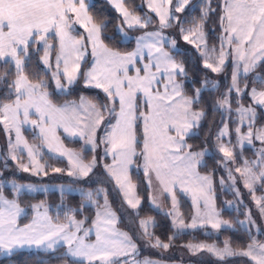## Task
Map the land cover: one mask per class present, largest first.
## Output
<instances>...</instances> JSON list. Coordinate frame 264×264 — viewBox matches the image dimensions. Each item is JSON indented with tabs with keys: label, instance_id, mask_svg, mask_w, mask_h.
I'll return each mask as SVG.
<instances>
[{
	"label": "snow or ice",
	"instance_id": "6c2138e0",
	"mask_svg": "<svg viewBox=\"0 0 264 264\" xmlns=\"http://www.w3.org/2000/svg\"><path fill=\"white\" fill-rule=\"evenodd\" d=\"M188 2L189 0H178L175 12L184 11ZM167 3L171 4L172 0H167ZM152 10L159 16L161 29L171 27L172 21H175L180 33L185 32V29L180 27V20L167 10L161 11L159 8H152ZM223 11L221 24L223 26L224 22H227V27L224 28L227 33V43L235 44L234 50L239 60L244 62L243 71L247 74L255 68L258 61H264V0H224ZM70 14L75 15V23H80L82 27H85L87 37L77 38L72 35L74 28ZM123 14L129 28L133 27V21L141 27H147L150 23V20L141 22L138 17L129 19L127 11ZM88 24L91 27H88ZM187 31L190 34L193 33L192 29ZM100 32L101 25L92 23V18L86 10L85 0H0V60L11 58L15 62L17 73V78L8 86L10 90L14 89L15 99L11 103L0 105L4 120L11 123L16 130L17 142L14 145L9 141L10 150L18 148L21 142L19 125L29 123V117L33 113L38 119L32 120L31 123L40 129L41 138L49 142L50 147L51 142L58 139L55 135L56 127L63 126L66 132H71L80 123L79 119L76 124L72 123L73 117L68 115V105L58 107L49 99L48 93L42 91L46 87L44 81L32 83L23 74L22 54L27 55L31 43L42 42L44 47L42 62L49 65V51L53 45L48 43V39L49 33H54L59 40V55L56 57V72L53 73V78L56 79L57 86L61 87L60 75L66 77L68 83L71 84L80 74V62L86 54L84 51L86 39L91 44L94 63L87 72L83 73L85 85L101 88L113 105L112 107L101 105L100 109H97L96 105L90 106L95 110L92 133L94 137L96 127L104 121L101 109L107 110L109 114L115 113L116 122L109 125L111 130L106 133L101 142L110 146L105 149V152L106 154L111 152L113 164L107 165L106 168L115 176L121 189L127 186L124 192L127 203L133 209L137 208L140 203L134 197H129L133 186L128 180L129 168L138 156L143 157L145 174L147 175L149 170L154 171L161 184H165L166 181L172 184L177 182L184 184L192 180L199 185L202 193L205 187L210 191L211 176H201L197 172V167L202 163L200 158L205 153L192 151L191 146L187 145L184 139L189 134V129L196 127V121L204 115L202 111L192 110L193 105L199 103L201 89H194L191 97L184 93L183 85L177 82V78L187 77L188 73L182 62H177L169 52L163 50L167 38L160 31L147 33L146 36L137 38L136 51L122 55L103 45L100 41ZM146 38H153L154 43L145 44ZM183 39L194 43V40L189 39V35H183ZM171 45L175 49L174 39L171 40ZM144 47H148L149 62L144 64L143 69L136 68V74L130 76L128 66L134 65L138 57L143 58ZM212 51L216 50L212 49ZM225 57L222 38L218 64L214 66L213 63H209L207 54H204L203 66L213 73H219L225 64ZM61 62H63L62 73L60 71ZM5 76H0V79H4ZM161 77L163 81H166L163 83V90L159 87L162 84ZM231 79V86L224 98L217 101L218 106H227V110L231 111L230 97L234 91L240 95H249L252 104L245 107L238 100L236 111L240 116L241 124L245 118L250 124L254 123L256 118L254 106L264 107V79L259 80V89L252 87L250 92L247 84L244 85V89L239 87L237 72H233ZM256 82L253 81L254 84ZM209 83L212 88L216 87V82H210L207 79L203 81L202 87H206ZM117 104L118 112L115 107ZM76 107L73 106V112L76 111ZM79 107H84L83 101ZM142 107L146 111H141ZM84 110L87 111V109ZM137 121L143 122V146L140 152H137L139 144L136 136ZM84 126L88 127L87 124ZM5 127L7 128L8 125L5 124ZM226 129L227 125L221 130L220 137L226 134ZM235 131L238 134L241 133V127H237ZM79 134L83 136V130ZM254 135L256 139L264 142V128L257 129L254 133L249 127L246 134L239 136V140L241 142L247 140L251 143ZM90 141L94 144L93 138H90ZM25 147H27L26 144ZM220 151L227 158L233 156V153L223 146L220 147ZM28 154L33 155L31 149L28 150ZM261 154L264 155V150ZM67 155L69 163L83 176H87L95 166V158L91 164L86 165L74 153H67ZM11 158L17 159L15 155ZM245 164L247 165L248 162L245 161ZM21 167L23 171H29L27 166L21 165ZM34 167L41 169L39 164H35ZM117 170L123 175V182L120 176H116ZM53 171L61 172L62 169L55 168ZM236 171L241 170L237 168ZM73 174L72 171L68 172L70 176ZM245 174L253 182L260 181L264 184V171L257 174L252 171V168L245 167L242 175ZM229 175L231 176V172ZM25 187L29 191L34 190L31 185L13 184L17 193ZM245 187L253 190L252 183H249L248 179L245 180ZM71 191L68 189L69 193ZM61 192L63 193L64 189H61ZM87 197L91 200L92 193H87ZM203 198L205 205L208 206L209 198L206 195ZM107 205L108 202L105 199L106 208ZM22 212L23 209L16 200L6 199L0 193V253L11 255L14 248L25 245L54 249V245L63 242L66 245V252L61 259L65 260L66 264H73V261H78V264H119V257H127L137 251L133 238L128 233L118 231L112 226L116 222V217L110 210L105 212V219L102 223L100 214H97V221L94 222L95 242L91 243L85 239L91 230H84L83 235H80L83 221H77L74 216H68L67 223H54L47 212L37 213L30 224L21 228L17 226L16 219ZM215 215L214 212L210 213L207 218L212 228L218 229L222 224L227 225V221L214 219ZM140 224L145 226L147 221L141 220ZM180 224L184 227L196 228L197 217L193 216L190 225H184L183 221H180ZM145 234L148 235L146 230ZM155 246L167 249L170 245L161 243L157 238ZM188 247L193 252L206 248L221 259L234 254L227 242L223 249L208 245H188ZM261 249L264 252V246H261ZM240 254L250 256L251 251ZM125 264H128L127 260ZM132 264H154V262L133 260ZM258 264H264V259H260Z\"/></svg>",
	"mask_w": 264,
	"mask_h": 264
},
{
	"label": "trees",
	"instance_id": "16d2710c",
	"mask_svg": "<svg viewBox=\"0 0 264 264\" xmlns=\"http://www.w3.org/2000/svg\"><path fill=\"white\" fill-rule=\"evenodd\" d=\"M224 0H211L208 3L210 12L208 14V20L205 24V32L207 33V46L209 48H218L219 44L222 43V5ZM205 0H193L189 6L185 9L182 14H175L191 19L193 13L200 15L204 8ZM125 7L135 16L147 17L150 16L154 20L155 24H150L142 29L129 30L132 39L128 43L121 41V35L118 32V28L121 25L122 18L115 9L106 0H94L89 5V14L93 22L97 25H101V35L104 43L107 47L114 51L121 53L130 52L135 45V39L145 31H149L152 28L157 27V18L150 13L145 5L144 0H123ZM195 15V16H196ZM185 20V19H184ZM178 31L176 25H172L169 28L162 29V31ZM78 34V33H77ZM80 35V34H78ZM180 35V34H179ZM49 40L54 43L53 53H57V42L52 35ZM221 45V44H220ZM36 44L32 43L28 49L27 56L25 58V65L23 68V74L28 77L33 83L39 81H45L46 89L49 92L50 99L57 105L69 103L79 99L82 94L88 97L99 109L101 105H104V97L95 89L81 88L78 83L76 86L71 88L67 94H57L55 92L53 83L49 77V74L45 72L40 62V57L43 54V50H34ZM88 47V45H87ZM219 49V48H218ZM174 59L177 62H182L187 70V77H178L180 83L183 85L184 93L191 97L194 94V89L200 88L201 95L199 103L193 105L195 110H200L204 113L203 118L195 127L194 133L187 138V145L191 146V150L200 152L205 149L215 150L216 134L220 128L225 124L226 116L221 111L217 104L224 98L225 93L231 86L233 65L230 59L228 63L219 73H213L210 69L203 66V59L193 48H183L180 51L173 53ZM89 56L83 65V70L88 66ZM263 72L264 75V62L261 63L254 71L255 73ZM5 74H7L5 76ZM0 76H5L4 79H0V105L11 103L15 99L14 89H9V85L17 78V73L9 62L0 61ZM207 79L210 82H216V88H212L211 83L206 87H202L203 81ZM248 79H253V74L248 78L240 81V85ZM253 83H251L252 85ZM256 86L260 87L259 83H255ZM205 88V89H202ZM232 106L236 107V101H234V95L231 94ZM244 103H248V99H243ZM104 115H110V121L113 120L112 114H107L106 110L101 109ZM260 118L258 119L259 125H264V114L262 110H258ZM229 119L230 130L233 131L235 123ZM136 135L139 144L137 145V151L142 150V128L141 122L137 121ZM29 140L32 141L31 136L28 134ZM232 137H234L232 135ZM219 141V140H218ZM224 141V140H223ZM68 146L74 147L75 149L82 151V144L80 142H69L66 141ZM85 154L84 159L88 160L94 154L92 151H83ZM252 155L250 148H243L241 151L236 149L234 151L233 159H230L226 164L230 162H237L241 165L243 158ZM250 157V156H249ZM44 160L51 164H57L58 166L66 167L65 163L60 160H54L47 157L44 154ZM140 156L136 157L134 164H138ZM220 155L218 153H211V155L205 156L203 165L200 166V170L205 173H210L214 178V193L216 197L217 207L221 210V215L224 219L230 220L236 223V216H242L235 210H225V203L231 200L234 196L228 191L221 190V183L219 178L226 179L227 170L222 169L220 166ZM225 162V160H224ZM12 162H0V193L3 197L9 200H16L17 204L27 213L24 218L20 220V224H27L31 219L35 209L40 207L45 209L48 215L52 218L54 223H65L67 222L68 216H74L76 220L83 221V224L88 227L90 226L97 216V209H105V199H107V207L115 210L119 215V226L126 231L135 242H137V234L142 235L140 227V220L152 217L155 221V225L151 229L152 237L160 240L161 243H167L170 246L167 248L170 251L186 250L184 246L189 242H214V238L205 235L204 230H198L192 234H181L174 237V229L172 227L171 219L168 215L156 212L150 205V190L144 179L142 172H138L134 166L131 172V178L133 183L136 185L138 196L141 199V206L137 212L132 211L124 202L120 192L118 191L115 183L109 178L106 173L102 170H95L90 177L79 180L74 184L76 186L83 187L86 190H91L92 198L72 193H58L48 192L45 194H28L21 193L16 194L15 191L7 185L9 181V173L11 172ZM97 178L98 180H96ZM16 181H22L20 178L15 179ZM103 189V191H100ZM261 190L258 189V192ZM99 193V194H97ZM180 209L184 221H189L192 214V207L190 202L184 197L180 196ZM239 229V228H238ZM171 237V239H170ZM230 239L231 245L236 250H243L252 243L251 236L246 230H222L221 236L218 240L219 244H222L221 239ZM257 240L264 242V235H259ZM65 253L64 248H59L55 251H12L11 255L1 254L0 264H66L65 260L61 259V256ZM147 258V257H143ZM150 260L151 257H149ZM142 259V258H141ZM160 260V259H157ZM214 260V259H213ZM176 261V260H173ZM217 264H253L245 256H236L231 259L225 260H214ZM73 264L78 262L73 261ZM123 264V262H119Z\"/></svg>",
	"mask_w": 264,
	"mask_h": 264
},
{
	"label": "rangeland",
	"instance_id": "374dc122",
	"mask_svg": "<svg viewBox=\"0 0 264 264\" xmlns=\"http://www.w3.org/2000/svg\"><path fill=\"white\" fill-rule=\"evenodd\" d=\"M90 1L92 2L94 0H90ZM190 1H192V0H190ZM210 2H211V0H205L204 5L201 6L202 8H204L202 13L200 15H196L193 13L191 15L193 17L189 20H186V18H181V16H179V15L176 16L180 20V27H183L185 29V32L183 34H181L179 30L177 32L172 31V30H170V32L169 31H162V29L160 28L159 20H157V23H156L157 27L152 28L148 32L160 31L161 34L167 38V42L164 44L165 50L167 52H169L172 56L174 55L173 53H175L176 51H180L183 48H193L199 54V56L202 57L203 65H204V54H207L208 62L213 63L215 66L216 64H218V59H219V52L220 51H218L219 50L218 48L220 47V44H222V43L219 44L218 48H216V47L211 48V51H212V49L217 50L215 52L216 53L218 52V54H215V52L212 51L214 53L213 54L210 51V49H208V47H207V38H206L207 33L205 32L204 27H205L207 20L209 19L208 14L210 12V8H209L208 3H210ZM223 3H224V1H223ZM221 7H222V16H223L224 4ZM146 8L150 13H152L155 16V18L157 17L153 10L149 9L147 6H146ZM117 13L122 18V21H121L122 23H121L120 27L118 28V32L121 35V41L124 43H128L132 39L131 34L129 33V30L142 29L145 27H141L140 25L135 24V22L133 21V27L129 28L128 23L125 20V17L121 14V12H117ZM176 13L180 14L181 12H176ZM205 13H206V15H205ZM134 17H138V16L134 15ZM202 17H203V19H202ZM138 18L141 20V22H144L145 20H150V23L148 25L155 24L154 20H152L150 18V16L138 17ZM173 24L176 25L175 21L172 22V25ZM164 29H166V28H164ZM188 29H192L193 33L190 34L187 31ZM145 32H147V31H145ZM76 33L80 34V37H81L80 31H77ZM52 35H54V33H49V38ZM183 35H189V39L194 40V43H189L188 41H185L183 39ZM222 36H223V34H222ZM54 37H55V35H54ZM136 39H135V41H136ZM173 39L176 41L175 49H173V47L171 45V40H173ZM48 43L53 45V47H54V43L51 40L48 39ZM35 44H36V46H35L34 50L42 49L43 53H44L43 43L40 42V43H35ZM87 45L88 44L85 42V48L84 49H85L86 54H85V57H84L82 64H81L82 66H81V72H80L79 80L73 85L66 84L64 81L63 75H60L59 80H60L61 87L57 86L56 79L53 78V73L56 72V57L58 56V52L54 55L53 47L49 51V65L50 66L45 65L42 62V57L44 56V54L40 57V62L42 64V67L45 70V72L47 74H49V77L51 79V82L53 83L55 92L57 94H67L71 90V88H73L74 86H76L79 83L81 85L80 86L81 88L97 90L105 99L104 105H107L108 107H112L113 106L112 101L107 97V95L104 93V91L101 88H96L92 85H88V86L85 85V77H84L83 73L87 72L90 69L92 62H93L91 44L89 43L88 47H87ZM131 51L125 52V53H121V52H119V53L124 55V54L131 53ZM115 52H118V51H115ZM88 56H89L88 66L83 70V65H84L85 61L87 60ZM173 58H174V56H173ZM228 60H229V58H227V56H226L225 57V64L222 66V70L226 66V64L228 63ZM4 62H6V61H4ZM13 68L16 71L15 66H13ZM60 71H61V73L63 71L62 63L60 64ZM253 76H254L253 79H248V81L246 79V81H244L242 85H240V82L238 79L239 87L241 89H244V85L247 84L248 85V91L250 92V89L252 87H257L253 83V81H257L256 83H259L260 79H264L263 72L255 73ZM44 83H45V81H44ZM251 83H253V84L251 85ZM45 85H46V83H45ZM202 89H205V88H202ZM42 91H46L48 93V96H49V92L47 91L46 88L42 89ZM232 94L234 95V101H236V104H237L238 100L245 107H248L249 105L252 104V101H251L249 95H240V94H237L235 91ZM82 97L87 98L86 100H90L88 97H86L82 94L79 96V99ZM244 98L249 100L248 103L243 102ZM230 100L232 103L231 97H230ZM117 105L115 106L116 112L119 109V108L117 109ZM62 106H64V105H62ZM230 107H231V111L227 110V106L220 107L221 111L226 116L225 124L220 128V130L216 134L217 136H216V140H215V150H209V149L203 150V152L205 154L200 158L202 161L200 166L203 165V161H204L205 156L211 155V153H218L220 155V160H219L220 166L222 169L227 170V174H226L227 180H224L222 177L219 178L220 183H221V190L222 191H228L229 193H231L234 196L231 200L226 201L225 210H228V211H234L235 210L238 214L242 215V216H236L235 217L236 223L231 222L230 220L224 219L222 217L225 221L228 222L227 225L222 224V229L223 230H239V229L246 230L249 232L253 242L250 243L248 245V247L243 249V250H236L231 245L229 238L224 239V240L221 239L222 244L218 243V240L221 236L222 230L217 232V231H214L213 228H210V229L207 228L203 232L205 233V235L213 237L215 239L214 242H195V241H193V242H189V243L185 244L186 246H184V247L186 248V250L184 249V251L178 250V249H176L174 251H170L169 249H164L162 247L155 246L156 245V238L152 237V233H151V229L155 225V221L152 217H150L147 219H142L144 221H147V224L145 226H141V224H140V227L142 230V235L137 234V236H136L137 240H138L137 242H135L133 240L134 243L137 245L136 253L130 254L127 257H123L122 259H119V262L122 261L123 263H125V260H127V261L143 260L144 261V260H150L149 257H151L152 260H156V261H157V259H160L158 261L179 262L181 264H217L216 261H214L215 259L216 260H225V259L234 258L236 256L237 257L238 256H245L253 264H258V261L260 259H264V252H262V249H261V246H264V242H260L257 240V237L259 235H264V212H262V209H264V184H262L260 181L253 182L246 174L242 175L245 167L252 168V171L254 173H257V174L261 171H264V155L261 154L262 150H264V142H262L259 139H256L255 135L252 137L251 143H249L247 140H244L242 142L239 140V136L246 134L247 131L249 130V127H251L253 132L255 133L257 129L264 128V125L258 124V119L260 118V115L258 112L259 108L257 105L254 106L256 118H255L254 123H251V124L249 123L247 118H245L243 121V124H241L240 123V116L236 111L237 106L233 107L231 104ZM84 109H87V111H85ZM143 109L144 108L142 107L141 111H143ZM260 109H262V111H263L264 107H261ZM192 110L193 111H200V110H195L194 107L192 108ZM2 113L3 112H0V124H3L2 123L3 121L1 122ZM90 113L93 114L94 110L92 111V109H91ZM74 114L76 117V120H75L76 123H77V119L81 118V121L83 119V126L86 124V119H84L85 117L89 118V120H90V117L88 115L89 114L88 108L85 106L83 108H80L79 106H77V109H76ZM107 114H109L108 111H107ZM114 114L115 113H112L113 118H114ZM103 116H104V121L99 125L100 126V128H98L99 130L98 129L95 130L94 137H93V133H91L93 126L92 127L90 126L91 124H93L92 123L93 121H90V124L88 123V126H89L88 130L90 131L89 138L87 140L78 141L82 144V148H83L82 151H79V150L75 149L74 147L68 146L66 144V141L75 142L74 140H71L65 136H63V138H62V140L65 142V144L69 148H71L70 150H72L79 158H81L83 162H86L87 164H91L93 161V158H95V161H96L95 166L92 168L91 173L94 172L95 170H102V168L107 169L106 168L107 165L113 164V160L111 159L112 158L111 152H108L107 154L105 152V149L109 148V145L106 146V144L101 142L106 136L105 133L110 129L109 125L112 124V121L109 120L110 115H104L103 114ZM231 117H233L232 120L235 123L234 128L236 129L237 127H241V133H239V134L236 133L235 129L233 131L230 130L229 119ZM202 118H203V116L198 121H196L197 125L199 124V122L201 121ZM33 120H35V119H33ZM80 124L82 125V123H79V125ZM225 125H227L226 134L224 136L220 137V132H221V130L224 129ZM10 130H12L11 127H10V129L9 128L4 129L5 137L7 138V150L9 151V154H6L5 153L6 151L2 152V157L0 159V162H3L4 164H5V162H9V161L12 162L11 172L9 173L10 179L6 183L13 190H14L13 184L23 185V186L31 185V186H33V189H34L32 191H29L25 187V188H22L19 193H17L14 190L16 194H21V193L45 194V193L53 192V191L58 192V193H62L61 189H64L63 193H69L68 189H71L72 191L70 193L83 195V196L87 197V193L91 192V190H86L83 187L76 186L74 184L75 182H77L79 180L86 179V176H83L77 169L73 168V166L69 162H67L65 160H61V158H58L59 156L55 157V155H53L54 153L52 152L53 148L51 149L40 138V136H38L39 134H37V132L30 131V129L26 128V132H25L24 137H25L26 141L29 143V145L32 147V153H33L32 156H29V154H28L29 148L25 147L22 144V142H20L18 148L10 150L9 141H11V143L14 145L17 142V137H16V134L14 132H13L14 138L10 137L12 134ZM0 131H1V129H0ZM193 133H194V130L192 131V134ZM28 134L31 136L32 141L29 140ZM232 135L234 137H232ZM90 138L94 139L95 147H94L93 142L90 141ZM1 142H3V140H2V137L0 136V143ZM3 144H4V142H3ZM54 146H55V148H57L56 144H54ZM142 146H143V141H142ZM221 146H223V147L227 148L229 151H231L233 153V156L231 158L225 157L223 152L220 151ZM243 148H250V150L252 151V155H248V157L243 158V160L241 161V165H239V163L235 162V160L233 163L230 162L229 164H226V162H228L230 159H233L234 151L236 149L241 151ZM83 151H92L94 154L91 156L90 159L85 160L84 159L85 154ZM44 154L51 159L60 160L64 163H66L67 167H62V166H58L57 164H51L50 162H47V160H44ZM12 155H15L17 157V159L13 160L11 158ZM107 158H109L111 160L107 161ZM224 160H225V162H224ZM245 161L248 162L247 165L245 164ZM253 162H255V163H253ZM35 164H39L41 166V169H36L34 167ZM21 165L27 166L29 168V171H27V172L23 171V168L21 167ZM134 166L137 168L138 172L143 173L144 179L147 183V186L150 185L148 182V174L146 175L145 171H144V161H143L142 156H140V160H139L138 164L137 165L134 164L133 167ZM55 168H60V169H62V171L61 172H55V171H53V169H55ZM237 168H239L241 171L237 172L236 171ZM69 171H72L74 174L71 176L68 175ZM230 172H231V176L229 175ZM45 173H47V174H45ZM202 173L211 175L210 173H205V172H202ZM1 174L2 173H0V176H1ZM17 178H20V180H22V181H18V180L16 181L15 179H17ZM95 179L98 180L97 178H95ZM246 179L249 180V183H252V189L253 190H250L249 188L245 187V180ZM135 187H136V185H135ZM149 187L151 189V196L154 199V205L156 207H159V204H160V200L158 197L159 194L158 193L154 194V186L153 185H152V187L151 186H149ZM152 188H153V190H152ZM258 189H260L261 191L258 192ZM152 191H153V194H152ZM179 200H180V197H179ZM140 206H141V199H140ZM137 209L138 208H136L134 210L132 209V210L134 212H137L138 211ZM102 210H103V208L97 209V211H98L97 214L98 213L101 214ZM220 212H221V210H220ZM26 214L27 213L25 212L24 216L22 218H24L26 216ZM33 215H32V217H33ZM168 216L171 219L172 227L175 231L174 237L179 236V235L184 234V233L185 234H192L193 232H195V229H198L199 227H202L205 225L203 220L197 219V227L196 228L181 226L180 221H183L184 225H187V224L185 223V221L183 219L180 207L176 208L173 204H171V206L169 208ZM32 217H31V219H32ZM96 218H97V216H96ZM96 218L94 219L93 223L96 221ZM30 220H29V222H30ZM67 222H65V223H67ZM92 224L88 227H86L84 224H82L81 230L88 229L89 227L92 226ZM20 225H26V224H20ZM145 230L147 231L148 235L145 234ZM225 242L228 243L230 249L232 250V252L234 254L225 256L223 259H221L218 256H216L215 254L209 252L206 248L199 250V251H196V252H193L188 247V245H208V246H214L215 248H218V249H223L225 246ZM250 245H251V248H249ZM64 249L66 252V248H64ZM249 251H251L250 256L240 254V253L249 252ZM143 257H147V258H143ZM253 257H255V259H253ZM173 260H176V261H173ZM75 262H78V261H75Z\"/></svg>",
	"mask_w": 264,
	"mask_h": 264
},
{
	"label": "crops",
	"instance_id": "0c3cea01",
	"mask_svg": "<svg viewBox=\"0 0 264 264\" xmlns=\"http://www.w3.org/2000/svg\"><path fill=\"white\" fill-rule=\"evenodd\" d=\"M111 6L113 9H115L117 12H121V14L124 16L123 12L124 11H127L129 13V19H131L132 17H134V15L125 7L124 3H123V0H106ZM193 1V0H192ZM189 0L188 4L185 6V9L189 6V4L192 2ZM145 2V5L152 10V8H159L161 11H165L167 10L170 14L174 15L176 17V12H175V8L178 4V0H172V3L171 4H168L167 3V0H144ZM91 1L90 0H85V5H86V10L88 12V15L90 16L89 14V5H90ZM119 5V7H118ZM151 5V7H150ZM184 9V11H185ZM184 11H182L180 14H182ZM155 12V11H154ZM156 14V18L157 20H159V16L157 15V13L155 12ZM179 14V15H180ZM72 16V19H73V28H74V31L72 32V35L77 37V38H81V37H87V31L85 29V27H82L80 23H75V15L74 14H70ZM224 15V14H223ZM91 17V16H90ZM174 22V21H172ZM83 23H86V22H83ZM92 23L93 20H92ZM88 27H91L90 24L87 25ZM227 27V22L225 21L223 26H222V38H223V51L226 53V56L227 58L230 59V61L232 62V65H233V72H237L238 74V79H239V82L241 80H244L245 78H248L250 75H254V71L255 69L261 64L263 63L264 61H258L255 68L250 70L247 74L244 73L243 71V64L244 62L243 61H240L238 56H237V53L235 52V44H231L229 45L227 43V33L224 31V28ZM77 31H80L81 32V37L80 35H78L76 32ZM147 33H150V32H144L142 34H140L138 37H141V36H146ZM55 35V34H54ZM56 39V42H57V52H58V55H59V40L57 37H55ZM100 41L103 43V45L106 46V44L104 43L103 39H102V35H101V32H100ZM137 41V39H136ZM135 41V45H134V49L131 51V52H134L136 51L137 49V43ZM88 43V41L85 39L84 43ZM145 44L147 45H151L154 43V40L153 38H146ZM32 44V43H31ZM30 44V45H31ZM107 47V46H106ZM208 47V46H207ZM109 48V47H107ZM110 49V48H109ZM208 49H210L211 51V48L208 47ZM112 50V49H111ZM163 50H165V47L163 45ZM221 50V45L219 47V50ZM85 51V49H84ZM114 51V50H112ZM217 51V50H216ZM153 52L155 53V49H153ZM212 52V51H211ZM213 53V52H212ZM44 54V53H43ZM42 54V55H43ZM214 54V53H213ZM215 54H218V52ZM27 55H23L21 56V58L24 60V64H23V68H24V65H25V58H26ZM1 61V60H0ZM3 62L6 61V62H9L11 63L13 66H15V62L11 59V58H6V59H3L2 60ZM83 61V60H82ZM82 61L80 62V64H82ZM149 62V57H148V47H144L143 49V58H137L136 60V63L134 65H129V75L130 76H134L136 73H135V69L136 68H141L143 69V66L144 64L148 63ZM62 63V68H63V62ZM94 63V57H93V62L92 64ZM82 66V65H81ZM92 66V65H91ZM91 68V67H90ZM153 71H155V68H153ZM81 72V70H80ZM141 75H143V72H141ZM79 76L80 74L77 75V78L75 79V81L71 84L68 83L67 81V78L64 77V81L66 84H69V85H73L75 84L78 80H79ZM254 77V76H253ZM264 77V75H263ZM162 79V84L159 86L161 88V90H163V83H166V81L163 82V77H161ZM32 82V81H31ZM177 82L180 83L179 81V78H177ZM33 83V82H32ZM258 87V86H257ZM260 87H258L259 89ZM50 99V97H49ZM87 98H80L76 101H72V102H69V103H64L62 105H68L69 106V112H68V115L73 117L72 119V123L73 124H76L75 120H76V117H75V112H73L72 108L73 106H79L81 105L82 101H83V106L87 107L88 108V111L90 113L91 111V105H94L93 102L91 100H86ZM249 101V100H248ZM54 103V102H53ZM232 104V103H231ZM57 105V104H56ZM62 105H57L58 107H62ZM258 106V105H257ZM97 107V106H96ZM119 108V106L117 105V109ZM258 108L260 109L261 106H258ZM77 109V107H76ZM97 109H99L97 107ZM262 110V109H260ZM93 111V109H92ZM119 111V109H118ZM117 111V112H118ZM143 111H146L145 109H143ZM264 113V110L262 111ZM89 115V114H88ZM2 119H1V122L3 124H0V136L2 137V140L4 142H1L0 143V159L2 157V152L6 151L5 153L6 154H9V151L7 150V138L5 137V131L4 129H6L5 127V124L8 125L7 128L10 129V127L12 128L11 131V136L12 138H14V134L13 132L16 134V130L14 127H12L11 123H9L8 121H5L4 120V113H2L1 115ZM84 117V116H83ZM90 117V120L89 118L85 117L84 119H86V124L88 125V123L90 124V121H94L95 119V110H94V113L89 115ZM33 119H38L37 115H35L34 113L32 115H30L29 117V123H23V124H20L19 127H20V137H21V142L22 144L25 146V144L27 145V148L31 149L32 150V147L29 145V143L26 141L25 139V132H26V128L30 129V131H35L37 132V134H39L38 136H40L41 138V134H40V129L35 127L31 121ZM80 120V123H82V125H78L76 128L72 129L71 132H66L64 130V127L63 126H58L55 128V135L56 137L58 138L57 140L55 141H52L51 142V147L49 146V142H46L44 141L42 138V140L52 149V152L54 153L53 155H55V157H58V158H61V160H65L67 162H69V156L67 155V153H74L72 150H70L71 148H69L65 142L62 140L63 136L71 139V140H74L75 142H78V141H83V140H87L90 136V131L88 130L89 126L88 127H85L83 126V119L81 121V118L79 119ZM115 114H114V118L112 120V124H115ZM91 127L93 126V124L90 125ZM100 128V126L96 127V129ZM141 128H142V135H143V122L141 121ZM195 129V127L193 128H190L189 129V134L186 135L184 137L185 141H186V144H187V138L192 134V131ZM14 130V131H13ZM83 130L84 132V135L81 136L79 133L80 131ZM99 130V129H98ZM111 129H109L106 133H108ZM75 133V134H73ZM92 133V132H91ZM105 133V135H106ZM137 136V135H136ZM54 144L57 145V148H55ZM107 146V145H106ZM110 147V146H109ZM187 150V149H186ZM64 153V154H62ZM75 154V153H74ZM76 155V154H75ZM77 156V155H76ZM112 156V154H111ZM78 157V156H77ZM80 161L83 163V164H86V162H83L81 158H79ZM113 160V157L111 158ZM111 159L107 158V161H110ZM40 162V161H39ZM101 164V163H100ZM66 165V163H65ZM112 165V164H110ZM134 165V164H133ZM133 165L130 166L129 168V171H128V180L130 181L131 185L133 186L132 187V191L129 193V197H134L135 200H139L140 201V198L138 196V192H137V188L135 187L133 181H132V178H131V172L133 170ZM67 167V165H66ZM102 171H104L106 173V175L112 179V181L115 183L118 191L120 192L124 202L126 203V205L132 210L133 208L127 203V198L125 197L124 195V192L126 190V187L125 189H121L120 186L118 185L117 181H116V178L115 176L112 174V172H110L108 169H104L102 168ZM197 172L199 173V175L201 176H204V175H208V174H204L200 171V165L197 167ZM89 172V174L86 176V178L90 177V175L93 173ZM116 176H120V179H121V182H123V175L119 172V170L116 171ZM211 176V175H210ZM212 178V186H211V190L208 191L207 188L205 187L204 189V192L202 193L201 192V189L199 187V185L195 182V181H192V180H188L186 183L184 184H181L179 182L175 183V184H172V183H169V182H165V184H161L156 176H155V172L152 171V170H149L148 172V182L150 181V185H148V188L150 190V205L152 206V208L156 211V212H160V213H163V214H166L168 215V211H169V208L171 206V204H173L176 208L180 207V200H179V197L182 196L184 197L185 199H187L190 204H191V207H192V214H191V217H190V220L189 221H185V223L187 225H190L192 223V218L193 216H196L197 219H201L203 220V222L205 223L204 226L202 227H199L198 229H195V231H198V230H206L207 228H212L211 224L207 222V218H208V215L210 213H215L216 215L214 216V219H217V220H220V221H225L223 218H222V215H221V212L220 210L218 209L217 207V203H216V198H215V193H214V185H215V181H214V178L211 176ZM152 185L154 186V194L155 193H158L159 194V200H160V204H159V207H156L154 205V199L153 197L151 196V189L149 186L152 187ZM153 190V188H152ZM152 194H153V191H152ZM206 195L208 198H209V203H208V206L205 205V200L203 198V196ZM174 198V199H173ZM140 207V203L138 204L137 208ZM136 209V208H135ZM111 211L115 214V217H116V222L114 225H112L113 227L116 228V230L118 231H121V232H125L124 230H122L120 227H119V215L118 213L113 210L112 208L110 207H107L105 209L102 210L101 214H100V220H101V223L104 221L105 219V212L106 211ZM134 210V209H133ZM132 210V211H133ZM138 210V209H137ZM47 212L45 209H42L40 207H37V209H35L34 211V215L32 217V219L30 220V222L28 224H30L32 221H33V218L37 216V213H40V214H43ZM24 210L23 212L20 214V216L17 217L16 219V224L18 227H24L25 225H20V219L24 216ZM197 213H199V215H197ZM48 215V213H47ZM49 216V215H48ZM50 217V216H49ZM96 221H97V218H96ZM95 221V222H96ZM27 225V224H26ZM88 229H90L91 231L89 232V235L85 238L87 242H95V233H96V227L94 226V223L92 224L91 227H89ZM214 229V228H213ZM84 230H87V229H84ZM84 230H81V232L79 233L80 235H83V231ZM223 230L222 229V226L218 229H214V231H221ZM127 233V232H126ZM129 235V234H128ZM59 248H66V245L63 244V242L59 243V244H56L54 245V249H46V248H37L35 245L33 246H28V245H25L23 247H16L14 248L13 251H55ZM3 254V253H0V255ZM124 256H121L119 257L118 259H122ZM133 261V260H132ZM132 261H128V264H132ZM137 262H143V260H135ZM145 261V260H144ZM148 261H152L154 262V264H181L179 262H164V261H156V260H148ZM125 264V263H123Z\"/></svg>",
	"mask_w": 264,
	"mask_h": 264
}]
</instances>
